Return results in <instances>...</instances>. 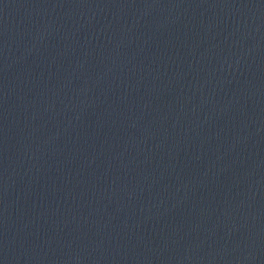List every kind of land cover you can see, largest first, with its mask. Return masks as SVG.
Wrapping results in <instances>:
<instances>
[{
	"label": "water",
	"instance_id": "water-1",
	"mask_svg": "<svg viewBox=\"0 0 264 264\" xmlns=\"http://www.w3.org/2000/svg\"><path fill=\"white\" fill-rule=\"evenodd\" d=\"M0 264H264V0H0Z\"/></svg>",
	"mask_w": 264,
	"mask_h": 264
}]
</instances>
